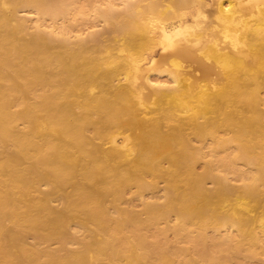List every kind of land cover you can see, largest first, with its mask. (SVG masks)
Here are the masks:
<instances>
[{"label": "bare ground", "instance_id": "obj_1", "mask_svg": "<svg viewBox=\"0 0 264 264\" xmlns=\"http://www.w3.org/2000/svg\"><path fill=\"white\" fill-rule=\"evenodd\" d=\"M92 1L0 0V264H203L172 219L264 250V0Z\"/></svg>", "mask_w": 264, "mask_h": 264}, {"label": "rangeland", "instance_id": "obj_2", "mask_svg": "<svg viewBox=\"0 0 264 264\" xmlns=\"http://www.w3.org/2000/svg\"><path fill=\"white\" fill-rule=\"evenodd\" d=\"M80 2L79 8L81 7L80 9L82 10L79 9V14L70 18L71 20L68 19L66 22L69 21L73 24L78 23V25L79 23H85V26L84 24H82L83 26L81 25L85 28H81L86 29V31L88 28V31L103 29L101 27H104L106 24L102 19H94V16H86L85 13H87L88 10L90 13V8L87 7L84 9V11L86 10L85 13L83 12V7L85 8V4L88 0H80ZM100 2L101 0H93L90 4L98 5ZM31 13H33V11L29 14ZM87 15L89 14L87 13ZM33 16L36 17V14ZM75 17L79 20H76ZM47 20L49 21L50 19H46V23H48ZM93 23H96L97 26ZM207 150L210 151L209 149ZM209 157H211L210 154ZM239 166L247 168V166L242 163H240ZM199 169H202L201 165H199ZM232 176L233 175L231 174V177ZM163 185V182L160 183V188L157 191L158 194H162ZM149 195H151V193H147L146 196ZM135 207L137 209L142 208V203L139 199L135 201ZM168 224L174 226L176 220L172 219L169 223L162 221L156 223L151 231L150 239L154 242V250L157 252H170L174 256H182V254L185 253L189 255L191 253L200 257V261L203 264H208L212 260L218 261L219 264H264V250L260 246L256 248V246L253 247L254 245H249L251 244L249 242L244 241L246 243H243V241H241L243 240V237H240L241 235L239 232L236 230L233 231L232 228H226V226L214 227L212 225L202 226L201 223H189L186 225V230L177 231L174 230V228L171 230L164 229ZM227 235L232 237L228 238ZM260 237L262 241L259 242V244H263L262 246H264V240L262 239V237L264 238L263 234H260ZM240 242L243 245H240Z\"/></svg>", "mask_w": 264, "mask_h": 264}]
</instances>
